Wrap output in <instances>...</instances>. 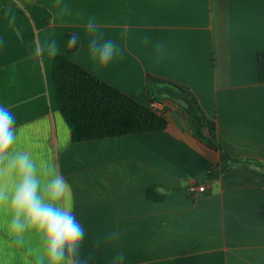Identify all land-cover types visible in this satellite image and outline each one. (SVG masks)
<instances>
[{
  "label": "crops",
  "instance_id": "1",
  "mask_svg": "<svg viewBox=\"0 0 264 264\" xmlns=\"http://www.w3.org/2000/svg\"><path fill=\"white\" fill-rule=\"evenodd\" d=\"M93 17L96 34L118 49L105 67L89 51ZM71 37L79 46L70 53ZM53 40L56 54L47 50ZM259 51L264 0H0V105L15 116V149L51 159L68 183L67 204L85 231L80 264H121L119 253L122 264H264ZM56 55L141 104L149 76L189 87L215 121L221 149L193 138L170 102L161 103L163 131L72 143L55 102ZM225 154L247 165L208 181ZM192 183L206 191L192 197ZM154 185L163 201L146 198ZM9 221L0 209V264H35L38 237L25 233L18 243Z\"/></svg>",
  "mask_w": 264,
  "mask_h": 264
},
{
  "label": "trees",
  "instance_id": "2",
  "mask_svg": "<svg viewBox=\"0 0 264 264\" xmlns=\"http://www.w3.org/2000/svg\"><path fill=\"white\" fill-rule=\"evenodd\" d=\"M71 39L76 45L70 47V53L79 46L75 37ZM256 61L258 80L264 83V51L257 53ZM51 77L56 106L70 130L72 143L163 131L168 125L164 110L157 111L151 104L170 102L186 117L193 138L212 150L221 149L215 121L187 86L149 76L145 86L148 103L141 104L62 55L54 57ZM234 164L247 165L225 154L224 167L212 169L206 179L217 180ZM146 198L163 201L165 193L154 185L148 188Z\"/></svg>",
  "mask_w": 264,
  "mask_h": 264
},
{
  "label": "clouds",
  "instance_id": "3",
  "mask_svg": "<svg viewBox=\"0 0 264 264\" xmlns=\"http://www.w3.org/2000/svg\"><path fill=\"white\" fill-rule=\"evenodd\" d=\"M98 27L95 18H90L88 31L96 34ZM70 44L75 47L76 42ZM47 50L56 54V41L48 43ZM43 51L44 46H38L34 54L38 56ZM89 51L92 60L105 67L118 49L114 41L102 40V34H96L89 43ZM16 141L15 116L0 105V209L10 213L11 232L18 243H23L25 233L38 237L41 247L35 264H80L78 254L85 231L67 204L68 183L54 161L37 160L30 152L16 150ZM124 259L123 253L117 255L121 264Z\"/></svg>",
  "mask_w": 264,
  "mask_h": 264
},
{
  "label": "built area",
  "instance_id": "4",
  "mask_svg": "<svg viewBox=\"0 0 264 264\" xmlns=\"http://www.w3.org/2000/svg\"><path fill=\"white\" fill-rule=\"evenodd\" d=\"M151 107L154 108L157 111H163V104L161 103H152ZM187 191L188 193L192 196V197H196L201 193H204L206 191V187L205 185H197V184H189L187 187Z\"/></svg>",
  "mask_w": 264,
  "mask_h": 264
}]
</instances>
